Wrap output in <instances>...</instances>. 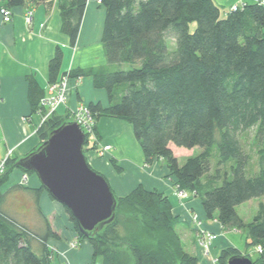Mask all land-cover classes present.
Listing matches in <instances>:
<instances>
[{"label": "trees", "instance_id": "trees-1", "mask_svg": "<svg viewBox=\"0 0 264 264\" xmlns=\"http://www.w3.org/2000/svg\"><path fill=\"white\" fill-rule=\"evenodd\" d=\"M54 1L8 0L7 7L26 2L52 7ZM58 1L63 33L75 48L89 0ZM100 5L106 16L102 42L107 64L65 75L92 77L95 88L109 97L107 107L89 104L97 121L107 117L132 125L148 166L163 160L174 185L201 200L206 219L218 220L228 231H247V248L261 246L264 251V202L251 223L237 213L239 205L264 196V6L249 3L223 17L214 0H100ZM56 51L50 62L52 83L63 64V52ZM29 83L36 113L41 94L34 79ZM70 122L51 117L40 127L42 144ZM251 129L257 130L261 143L256 171L237 138L238 132ZM174 146L201 147L203 152L180 166ZM217 154L221 164L234 163L231 176L213 174L210 179ZM8 164L0 189L10 168L19 167L16 160ZM112 165L121 171L117 163ZM2 202L3 197L0 264H51L48 238L57 234L49 223L47 233L40 235L6 212ZM116 202L115 220L93 236H84L66 207L77 237L90 242L102 264H198L185 251L176 230L178 217L164 192L139 184ZM220 253L218 264L243 255L231 246ZM250 259L264 264V252Z\"/></svg>", "mask_w": 264, "mask_h": 264}, {"label": "crops", "instance_id": "crops-1", "mask_svg": "<svg viewBox=\"0 0 264 264\" xmlns=\"http://www.w3.org/2000/svg\"><path fill=\"white\" fill-rule=\"evenodd\" d=\"M257 1L259 0H214L223 17L229 14L234 5L257 4ZM7 3L8 0H0V9L8 8ZM87 6L75 48H71L69 37L63 33L58 0L54 1L52 7L48 3L26 2L21 7L10 8L13 11V21L10 24L3 21L0 10V160L6 158L9 150H13L11 160L19 162L37 152L42 145L38 134L41 118L38 110L33 112L29 80L34 79L39 86L41 95L38 107L41 100L47 97L52 83L49 74L50 62L55 57L57 48L63 52L61 75L57 81L70 70L93 67V56L100 57L101 65L107 64L105 51L94 48L99 40L102 42L105 11L103 23L99 26L101 32L98 40L94 42L99 28L92 26L100 5L90 2ZM29 11H33L31 22L26 20ZM90 20L94 23L91 28H87V22ZM86 35L89 40L82 43ZM70 84L68 107L59 108L56 117H62L68 122L71 119L74 121L72 112L83 105L89 106L93 102L104 107L109 106L108 93L103 89H96L92 78L72 79ZM96 124L102 142L113 145L115 149L113 153L101 159L90 145L87 149L93 151L86 153V160L93 170L100 172L109 181L115 196L125 197L139 184L148 190L164 192L171 200L174 215L178 217L176 230L181 236L185 251L198 259V264H218L220 252L230 246L235 247L232 242L227 241V236L230 233L240 235L241 231H228L218 220L206 219L201 200L193 195L190 194L184 201L179 200L174 178L169 176L170 170L166 164L161 160L165 166L159 165L158 161L146 166L142 147L134 136L132 125L107 117L98 120ZM113 161H116L121 171L115 170ZM10 169L7 181L0 189L3 197L1 206L19 222L40 235L47 233L46 223H49L52 231L57 234V237L48 238V247L53 253L51 264H102L100 257L95 258L90 242L81 241L77 237L66 207L47 192L38 176L32 172L27 173L18 166ZM25 176L27 180L23 183ZM43 188L44 191H41L39 196L36 191ZM21 201L26 211L19 209L22 213L18 214L14 209ZM193 214H197L203 221L206 231L218 236L208 253L197 243L198 233L191 221ZM244 238V254L251 253L255 246L247 248L249 240L247 236ZM76 243L77 247H74Z\"/></svg>", "mask_w": 264, "mask_h": 264}, {"label": "water", "instance_id": "water-1", "mask_svg": "<svg viewBox=\"0 0 264 264\" xmlns=\"http://www.w3.org/2000/svg\"><path fill=\"white\" fill-rule=\"evenodd\" d=\"M86 142L82 127L70 122L18 163L24 171L36 174L47 192L69 209L84 236H93L115 220L118 203L109 181L86 160ZM227 264L254 263L241 254Z\"/></svg>", "mask_w": 264, "mask_h": 264}, {"label": "rangeland", "instance_id": "rangeland-1", "mask_svg": "<svg viewBox=\"0 0 264 264\" xmlns=\"http://www.w3.org/2000/svg\"><path fill=\"white\" fill-rule=\"evenodd\" d=\"M95 1L94 0H89V3L91 2V4H92L94 2V4L100 5V1L99 0H95ZM103 11H105V9H104V7H102V5H100V7L97 9V12L95 14V17H96L95 20H94L95 23L93 21H91V20L88 21L87 22V28H91V25L93 23H94L93 26H92L93 28L94 27L95 28H99V26L103 23V20H104ZM93 16H91V17H93ZM194 27L195 26H193V28ZM100 32H101V29L99 28V30L97 32V35L94 38V42H96V40H98L97 38L99 37ZM88 40L89 39H88V37L86 35L84 37V40H83L82 43H87ZM71 48H73V47H71ZM94 48L95 49L97 48L98 50H100V51L102 50L103 51L104 50L103 49V42H101L99 40V43H97V45L95 44ZM172 48H174V47H172ZM93 61L95 62L92 65L93 67H100V65H101L100 64V57L98 55L97 56H93ZM90 78H92V77H90ZM90 78L88 77L86 79H90ZM82 107H84L85 109H88L90 111L88 105H83ZM90 113H91V111H90ZM72 117H73V115H72ZM70 121H73V120L71 119ZM96 123H97V119H96ZM96 126H97V124H95V127ZM97 128L98 127H96L95 130H94V136L93 137L90 136V135H89V137L87 136V141L88 142L86 143V145L84 147L85 156H86V153H89V151H93V149L97 150L98 149L97 146H101V145L104 146V144H108V143H103L102 142V138L99 137ZM237 138H238L239 142L241 143L243 151L246 154H250L252 156L253 170L256 171L258 169V164H259L258 163V152L257 151H258V147L261 144L260 141H257V130L251 129V130H247V132H238L237 133ZM90 145L93 146L92 150L87 149V147L90 146ZM109 145H111V144H109ZM111 147L114 148L113 145H111ZM202 152H203V149L201 147H195L192 150H190V149H187V148H184V147L179 148L177 146H174V153H175V156H177V158L179 160V165L180 166H182L189 158H193L194 156H198ZM111 153H113V151ZM97 156L99 158H101V159L105 158V157H100L98 154H97ZM220 160H221V157H220L219 154L215 155V157H213V159L211 160V165H212L213 172H212V174H210V179L213 178V174H214L215 177H218L220 175L223 178H225L226 175H228V176L232 175L231 165L234 164V163L231 162V164L230 163L221 164ZM156 161H158L159 165L160 164H162V165L166 164L163 160L162 161H163L164 164L161 162V160L160 161L156 160ZM113 162L116 163V161H113ZM145 164H146V162H145ZM146 166H148V165L146 164ZM149 166H151V165H149ZM173 180H174V184H175V179H173ZM217 182L219 184H221L222 183V179H219V181H217ZM175 189H176V195H177L179 189H178L177 186H175ZM186 193H188V191H186ZM189 195H190V193H189ZM189 195L187 197H189ZM261 202H264V196H262L261 198L252 199L249 202H246V203H243V204L239 205L237 207V213L245 220V222L251 223V221L254 220L253 219L254 216L257 214L258 204L261 203ZM17 209H18V211H17ZM19 209L22 212L26 211V207H25V205H24V203L22 201L19 203V205L16 206V209H14V211L17 212L18 214L22 213L21 211H19ZM246 236H247V231H245V230L241 231L240 235L239 234H235V233H230L229 236H227V241L232 242L234 244V246L237 247L244 255V248H245V241H244L245 238L244 237H246ZM255 247H254L253 251L251 253H249L250 258H253V259H257L260 256V254H258V252H256Z\"/></svg>", "mask_w": 264, "mask_h": 264}, {"label": "built area", "instance_id": "built-area-1", "mask_svg": "<svg viewBox=\"0 0 264 264\" xmlns=\"http://www.w3.org/2000/svg\"><path fill=\"white\" fill-rule=\"evenodd\" d=\"M100 1V0H99ZM257 4L264 6V0L263 1H257ZM246 4L241 5H234L232 8H230L231 11H237L241 8H243ZM1 15L3 18V21L6 24H10L12 22V16L13 11L9 8H1ZM229 12V13H230ZM32 15L33 11H29L26 15V20L28 22L32 21ZM80 79V78H79ZM77 79V80H79ZM72 78L70 75H65L61 80L51 83L49 92L47 94V97L43 98L39 104L38 114L41 118V125H45L48 120L51 119L56 113L58 112V109L61 107H68L69 102V91L71 88L70 81ZM73 117L74 122H76L80 127H82L84 134L87 138V136H94V130H95V124L96 119L95 116H93L88 109H85L84 107L78 109L77 111H73ZM98 149L95 150L96 154H98L100 157H105L107 154H110L114 148L111 147L109 144H104L101 146H97ZM13 150H9L6 158L0 160V179L6 176V172L9 168V160L12 157ZM27 180V176L23 179V183ZM189 193H186V191L178 190L177 197L179 200L184 201L185 198ZM1 194H0V201H1ZM191 221L192 225L195 226L197 235V243H199V246L208 253L211 245L214 243L215 240L218 239V236L216 234H213L212 232L206 231L203 227V221L200 220L199 216L197 214L191 215ZM74 247H77V243ZM256 252L258 254H263V248L261 246L255 247Z\"/></svg>", "mask_w": 264, "mask_h": 264}]
</instances>
